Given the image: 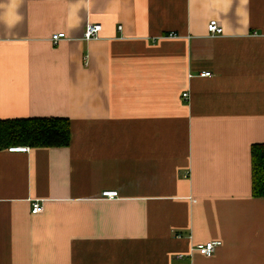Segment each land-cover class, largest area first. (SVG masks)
I'll return each mask as SVG.
<instances>
[{
    "label": "crops",
    "instance_id": "1",
    "mask_svg": "<svg viewBox=\"0 0 264 264\" xmlns=\"http://www.w3.org/2000/svg\"><path fill=\"white\" fill-rule=\"evenodd\" d=\"M31 117L71 143L0 150V264H264V0H0V119Z\"/></svg>",
    "mask_w": 264,
    "mask_h": 264
},
{
    "label": "trees",
    "instance_id": "2",
    "mask_svg": "<svg viewBox=\"0 0 264 264\" xmlns=\"http://www.w3.org/2000/svg\"><path fill=\"white\" fill-rule=\"evenodd\" d=\"M71 122L65 117L0 119V150L10 146L67 147ZM252 195L264 197V143L253 144Z\"/></svg>",
    "mask_w": 264,
    "mask_h": 264
},
{
    "label": "built area",
    "instance_id": "3",
    "mask_svg": "<svg viewBox=\"0 0 264 264\" xmlns=\"http://www.w3.org/2000/svg\"><path fill=\"white\" fill-rule=\"evenodd\" d=\"M101 29H102L101 24L89 23L86 26V29L84 32V39L91 40V39L97 38ZM207 29H208V33L211 36L221 35L223 34V31H224L223 27L216 20H211L207 26ZM64 38H66V34L64 32H59V33L53 34L50 40L54 45H57ZM200 75L203 77L211 76V72H202ZM188 96H189L188 93L183 94V97L185 99H187ZM27 150H28L27 147L10 148V151H14V152L16 151L25 152ZM117 195H118V192L116 191H107L103 193V196L108 197V198H115L117 197ZM43 208L44 207L40 200H34L32 202V213L33 214L40 213L43 210ZM178 237H181V235L179 234ZM220 244L221 242L219 241H211V242H207L204 244H199L195 248H193L191 252H193L194 250H197L199 253L203 255L210 256L215 252L216 248ZM183 257L185 256L184 255L178 256V258H183Z\"/></svg>",
    "mask_w": 264,
    "mask_h": 264
}]
</instances>
